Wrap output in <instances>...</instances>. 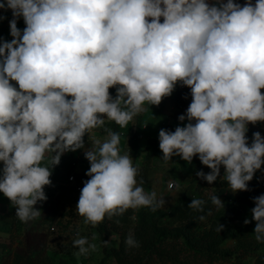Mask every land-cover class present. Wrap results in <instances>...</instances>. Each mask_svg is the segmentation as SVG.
I'll use <instances>...</instances> for the list:
<instances>
[{
	"label": "clouds",
	"instance_id": "9594fccd",
	"mask_svg": "<svg viewBox=\"0 0 264 264\" xmlns=\"http://www.w3.org/2000/svg\"><path fill=\"white\" fill-rule=\"evenodd\" d=\"M0 10L13 16V39L0 46V192L20 221L41 216L34 206L47 199L50 167L65 152L84 148L85 133L103 126L104 116L124 128L146 104L159 105L171 95L178 81L191 89L186 116L178 117L189 122L159 131L163 161L176 155L190 163L198 155L211 171H197V177L211 184L223 165L233 192L249 190L264 164V138L253 133L251 146L246 138L247 124L264 121V0L243 6L233 0L218 6L206 0H5ZM117 85L112 98L109 89ZM106 131L107 139L85 151L90 179L77 204L93 226L106 215L142 207L155 212L167 203L155 189L145 191L143 179L138 184V169L120 154V134ZM253 199L255 239L264 243V194ZM211 203L224 207L217 195ZM204 204L193 199L188 206L204 213ZM125 243L139 247L131 233ZM72 244L77 256L97 248L87 237Z\"/></svg>",
	"mask_w": 264,
	"mask_h": 264
},
{
	"label": "trees",
	"instance_id": "16d2710c",
	"mask_svg": "<svg viewBox=\"0 0 264 264\" xmlns=\"http://www.w3.org/2000/svg\"><path fill=\"white\" fill-rule=\"evenodd\" d=\"M178 101L188 108L192 102L191 90L184 93L183 97L179 96ZM106 129L121 133L115 122L105 123L102 130ZM88 134L85 133L83 137L84 145L88 143ZM247 141L248 146H251L250 137H247ZM132 147V156L135 157L139 148L138 139L133 140ZM155 157L162 158L163 153L149 145L145 163L141 167L134 166L138 169L137 181L143 179L145 189L150 187L148 173ZM70 159L74 157H64V166L50 180L51 184L44 186L49 190V197L34 206L41 210L39 218L24 223L15 215V207L11 229L14 233L20 232V242L12 252L6 254L2 264H53L48 252L50 235L58 232L56 224H67L65 220L71 214L63 204L64 194L70 188L68 178L76 174L78 181H81L88 171L76 173L74 166L77 162L72 161L73 166H66ZM191 162L196 167L193 169L194 177L178 200L160 216L151 220L141 217L134 226L123 221L115 222L113 231L119 236L118 246L109 249L104 246V257L97 264H246L248 260L253 264H264V243L255 239L256 221L251 214V209L255 207L253 198L264 194V182L249 181V190L233 192L228 182L218 176L213 182L215 187L212 191L210 184L196 175L197 171L202 170L207 174L211 169L201 163L198 155ZM261 170H264V164ZM213 195L218 196L224 207L212 205ZM193 199L205 202L204 213L188 206ZM209 209L211 214L207 215ZM203 214L206 219L201 221L198 217ZM245 219L250 223L245 225ZM218 225L224 226L220 233L216 231ZM52 227L56 231H51ZM105 229V226L99 227L103 241L108 234ZM130 233L139 247H127L125 241ZM229 238L235 240V244L225 247ZM11 243L0 244V247L10 248Z\"/></svg>",
	"mask_w": 264,
	"mask_h": 264
},
{
	"label": "crops",
	"instance_id": "0c3cea01",
	"mask_svg": "<svg viewBox=\"0 0 264 264\" xmlns=\"http://www.w3.org/2000/svg\"><path fill=\"white\" fill-rule=\"evenodd\" d=\"M5 2V0H0V3ZM213 2L216 5H219L220 0H213ZM223 3H226L227 0H222ZM234 3H239L241 6H243L247 0H233ZM251 3L255 5L256 0H251ZM0 15H3L6 17L3 20H0V46L4 42H11L13 37L10 35V26H9V21L13 18V16L9 15L6 11L0 10ZM17 28L21 30V34L23 33L24 30V25L23 21L21 19H17ZM3 58L0 57V60ZM12 86L16 88L19 91V85L16 81H10ZM189 90H191L188 86L183 85L182 82L178 81L174 89L171 93V95L163 97L162 101L159 105H148L146 108L147 111H144L134 117L133 121H131L126 127L121 128L119 125L120 129V154H128L130 158L133 161V166H138L141 167L147 158V152H148V146H152V148L157 147L159 148V131L161 129L167 130L174 132L175 129L179 127H184L186 124L189 122L187 118L185 121L181 122L178 117L181 115H185L187 113V107L184 106L181 102L178 101L179 96L183 97L184 93H187ZM112 93H115V87L112 90ZM261 93L264 94V89H261ZM152 109V110H151ZM151 110V112H148ZM114 122L111 120H106V123ZM193 124L196 123L195 120L192 121ZM247 132H246V138L250 137L252 143L253 140V133L259 132L261 134V137L264 138V121H259L256 124H247ZM108 137V132L106 130H102V126L93 129L91 132L88 134V143L86 145H90L91 148H94L95 145V140L99 139L101 142H103L105 139ZM139 140V148L138 152L135 157L132 156V151H133V140L134 139ZM81 149H77L76 151H68L65 152L60 159V163L55 166L50 167L51 175L49 177L50 180H52L56 174L57 171L60 170L64 166V157L65 156H73V160H69L67 162V167L73 166V162H77V164L74 166L75 172L76 173H81L84 171L89 170L90 164L87 162H83L81 160ZM55 155V153H53ZM51 154H46L45 160L43 161V164L45 166H48L49 160H50ZM155 159H162L160 157H155L152 160V166L151 169L149 170L148 177H149V186L151 185V179H152V167H153V162ZM73 161V162H72ZM72 162V163H71ZM4 167L3 161H0V177H2V169ZM258 171H264L259 169ZM89 176H85L81 179V183L84 184L87 180H89ZM251 181L253 182H264L262 180H254L252 179ZM139 183V182H138ZM145 189V188H144ZM149 189H145L146 191H150ZM44 193L46 197H49V190L47 188H44ZM77 191L70 186L66 194H64V207L66 210L68 209H73L77 207L76 202L71 201V198L76 196ZM16 206L12 204V202L4 196L2 192H0V244H5L8 245L11 243V238H13V242L11 243L10 248L4 249L3 247H0V264H2L6 254L9 251H13L14 248L19 244L20 242V232L14 233L12 231L11 226L13 223V212ZM77 212V211H75ZM76 216L77 214L71 213L65 220L69 226H74L77 224L76 221ZM59 231V230H58ZM116 234V239H117V244L114 245V247L118 246L119 243V236L117 233Z\"/></svg>",
	"mask_w": 264,
	"mask_h": 264
},
{
	"label": "rangeland",
	"instance_id": "374dc122",
	"mask_svg": "<svg viewBox=\"0 0 264 264\" xmlns=\"http://www.w3.org/2000/svg\"><path fill=\"white\" fill-rule=\"evenodd\" d=\"M117 87L115 86V93H112V88L109 89L110 96L115 98L117 95ZM71 96H68L67 99H71ZM145 109L148 107L146 104ZM152 110V109H151ZM149 110L148 112H151ZM147 111V110H146ZM106 123V116L103 117ZM104 123V124H105ZM90 145H84L81 152V160L83 162H90L85 158V151L89 150ZM194 164L192 162L184 161L180 156L174 155L171 160L168 162L163 161V159H155L152 167V179L150 185V191L153 189L156 190L158 196H163L167 201L166 205L158 211H151L149 208H139V209H128L122 215H114L111 218L105 216V219L99 223L98 225L86 224L84 222V217H81L77 211V207L75 210L68 209L69 213H75L77 224L73 227L69 226V224L62 223V225H57L58 232L51 233L49 242H48V252L53 260V264H97L104 257V244L103 238L99 234V227H106V240L110 241L107 246L108 249L114 247L117 244V237L115 232L113 231V224L115 222L123 221L127 222L131 226H134L140 218L143 217L146 220H151L154 217H158L161 214L165 213L171 205H173L179 198V196L184 192L186 187L189 185L191 178L194 177L193 169ZM196 169V167H195ZM205 173V172H204ZM225 169L220 168V177H224ZM254 180H262L264 181V171H256L253 176ZM169 182H174L173 188L169 189ZM139 184V183H138ZM178 186V187H177ZM210 189L214 191L215 184H210ZM84 187V184H83ZM146 191V190H145ZM149 191V192H150ZM80 193L81 192H77ZM79 194H76L71 201L78 203ZM75 231H79L78 237H87L90 243H95L97 248L95 251H89V254L86 256H77L79 249L77 247H73L72 241L78 237H74L73 234ZM93 235H95V240L92 239ZM235 244V240L228 239L225 243V247H232ZM112 261V259H111ZM113 262V261H112ZM246 264H253L251 261H246Z\"/></svg>",
	"mask_w": 264,
	"mask_h": 264
},
{
	"label": "built area",
	"instance_id": "2783aa9c",
	"mask_svg": "<svg viewBox=\"0 0 264 264\" xmlns=\"http://www.w3.org/2000/svg\"><path fill=\"white\" fill-rule=\"evenodd\" d=\"M206 3H208L209 5H213L215 4L213 2V0H206ZM216 5V4H215ZM218 6V5H217ZM9 15L12 16V11L11 10H7L6 11ZM19 19H21L23 21V25H24V28L26 27V24H25V21L23 19V17H19ZM149 19V22H151V18H148ZM160 22L163 23V17L160 18ZM68 184L70 186H72L77 192H81L82 188H83V184L78 181L77 179V175L76 174H71L68 178ZM51 231H56L55 227H52L51 228ZM79 233H75L73 236L74 237H78Z\"/></svg>",
	"mask_w": 264,
	"mask_h": 264
}]
</instances>
